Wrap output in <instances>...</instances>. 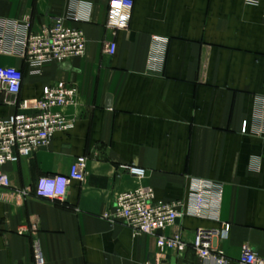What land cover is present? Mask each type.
Segmentation results:
<instances>
[{
    "label": "crops",
    "instance_id": "1",
    "mask_svg": "<svg viewBox=\"0 0 264 264\" xmlns=\"http://www.w3.org/2000/svg\"><path fill=\"white\" fill-rule=\"evenodd\" d=\"M132 2L128 29L113 31L109 0H0V67L22 71L17 101L58 82L77 91L62 109L70 130L1 168L9 187H0V264H35L34 241L44 264H203L192 234L223 224L229 232L217 245L230 264L243 245L264 252V0ZM53 18L83 32L84 55L27 65L22 38ZM14 112L0 96V119ZM78 156L88 159L84 182L61 200L35 195L39 179L68 174ZM124 165L143 168L144 178ZM194 179L222 187L219 220H176L163 235L180 236L181 253L103 218L117 194L137 187L187 205Z\"/></svg>",
    "mask_w": 264,
    "mask_h": 264
},
{
    "label": "built area",
    "instance_id": "2",
    "mask_svg": "<svg viewBox=\"0 0 264 264\" xmlns=\"http://www.w3.org/2000/svg\"><path fill=\"white\" fill-rule=\"evenodd\" d=\"M246 2L257 4L259 0ZM132 7V0H109L106 29L113 31L128 29ZM72 19L75 22L82 20L77 16ZM85 48L83 32L77 28L67 27L61 18H53L39 33H26L21 41V55L24 62L32 67L46 63L68 62L72 58L83 56ZM115 51L114 41L104 45L105 54L112 56ZM22 82L23 73L20 69L0 67V96L4 97L6 105L15 109L13 114L0 119L1 188L9 187V180L1 171L4 165L16 163L19 159L30 156L47 145L55 133L71 128V124L62 114V109L74 101L77 92L74 86L63 82L46 85L42 87L39 99L17 101ZM246 128L245 122L242 125V133L246 132ZM120 171L139 180L144 178L146 173L143 168L134 165H124ZM87 173V157L78 156L68 174L39 179L35 195L43 199L61 200L66 195L68 186L73 182H84ZM221 200L222 187L201 179L192 180L187 205L182 201L156 199L151 189L137 187L117 194L111 209L103 214V218L124 224L134 236H155L161 250L181 253L185 249V244L180 236L167 238L163 235L164 231L183 217L218 221ZM228 232L229 224H223L221 230L197 229L193 232L192 247L203 264H230L224 251L217 245ZM33 259L35 264H44L43 254L36 241L33 242ZM237 264H264V252H255L248 245H243Z\"/></svg>",
    "mask_w": 264,
    "mask_h": 264
},
{
    "label": "water",
    "instance_id": "3",
    "mask_svg": "<svg viewBox=\"0 0 264 264\" xmlns=\"http://www.w3.org/2000/svg\"><path fill=\"white\" fill-rule=\"evenodd\" d=\"M169 264H176V260L174 259V258H172L171 260H170V263Z\"/></svg>",
    "mask_w": 264,
    "mask_h": 264
}]
</instances>
